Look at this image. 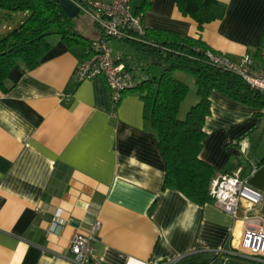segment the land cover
Here are the masks:
<instances>
[{"label":"crops","instance_id":"0c3cea01","mask_svg":"<svg viewBox=\"0 0 264 264\" xmlns=\"http://www.w3.org/2000/svg\"><path fill=\"white\" fill-rule=\"evenodd\" d=\"M217 1L223 18L200 30L175 0H150L142 24L200 38L233 59L258 58L264 0ZM17 13L0 10V38L16 27L8 19L18 16L19 25L28 14ZM74 24L82 38H100L94 24L88 34ZM47 40L39 64L28 70L19 61L13 86L0 92V264H72L70 241L96 223L98 264H241L225 251L241 236L240 220L212 199L196 204L162 189L165 164L139 94L126 91L113 103L102 77L74 78L83 42ZM209 98L199 157L217 170L213 181L241 170L264 193V111L216 90Z\"/></svg>","mask_w":264,"mask_h":264},{"label":"trees","instance_id":"16d2710c","mask_svg":"<svg viewBox=\"0 0 264 264\" xmlns=\"http://www.w3.org/2000/svg\"><path fill=\"white\" fill-rule=\"evenodd\" d=\"M75 4L82 0H72ZM136 12H143L150 0H131ZM184 16H189L202 29L204 24L222 19L226 7L217 0H175ZM0 10L6 13L26 12V18L0 38V92L12 86L10 70L23 62L26 69L35 68L50 47L47 37L59 34L66 42L89 41L75 29L55 0H0ZM81 13V12H79ZM131 49L122 60L133 72L136 91L143 102V118L152 129V136L165 164L162 189L181 192L187 199L204 204L211 200L210 185L216 169L199 154L206 136L203 125L210 114V94L213 90L252 108L264 109V92L252 89L239 76L214 65L207 51L214 52L200 38L163 30L144 29L135 40H125ZM264 49V32L253 55ZM141 61L158 67V76L138 71ZM182 72L193 77L197 102L178 117L180 105L189 86L173 76ZM241 171V170H240ZM241 176V174H240Z\"/></svg>","mask_w":264,"mask_h":264},{"label":"built area","instance_id":"2783aa9c","mask_svg":"<svg viewBox=\"0 0 264 264\" xmlns=\"http://www.w3.org/2000/svg\"><path fill=\"white\" fill-rule=\"evenodd\" d=\"M76 5L98 28L100 38L89 41L84 57L74 70V78L83 81L102 77L109 89L111 101L116 104L126 91L134 87L136 79L135 72L125 67L123 57L113 52L109 41L137 39L145 29L142 24L143 12H136L131 0H82ZM207 56L214 65L239 76L252 89L264 92V49L259 52L258 58L247 53L233 59L209 51ZM240 144L246 153L244 142ZM256 169L257 165L251 164L250 174ZM209 195L216 205L242 224L238 242L236 245L232 242V246L225 251L241 264H264V214L260 212L264 207V193L249 185L240 176V170H237L212 181ZM240 206H243L241 214ZM59 216L60 209H57L55 221H59ZM97 228L96 223L90 233L76 234L70 241L72 264L99 263L93 246Z\"/></svg>","mask_w":264,"mask_h":264},{"label":"rangeland","instance_id":"374dc122","mask_svg":"<svg viewBox=\"0 0 264 264\" xmlns=\"http://www.w3.org/2000/svg\"><path fill=\"white\" fill-rule=\"evenodd\" d=\"M15 15L19 16L20 14L16 12ZM18 16L8 19L6 21L7 25L14 26V27L17 26L18 25ZM74 19H75L74 23L79 24L85 30L86 34H88L91 30L94 29V26H93L91 19L87 15H85L84 13H79L77 16L74 17ZM109 45L112 47V50L114 53L118 52L119 54H121V56L129 55L131 53L130 47L124 41L116 40V39H110ZM138 71H142L143 73H146L149 76H158V74H159L157 66L148 64L145 61L140 62L139 67H138ZM173 76L176 79H179V80L185 82L189 86V91H188L185 99L181 103L179 113H178V117L183 118L185 113L188 111V109L197 102L196 101L197 95L195 93V85H194V82H192L193 77L188 75V74H185L182 72H174ZM259 155H260V157L264 156V139H262V142H261ZM250 175H252V174H250ZM248 177H250V176H248ZM260 212H262V214H264V208H262V211L260 210Z\"/></svg>","mask_w":264,"mask_h":264},{"label":"water","instance_id":"95a60500","mask_svg":"<svg viewBox=\"0 0 264 264\" xmlns=\"http://www.w3.org/2000/svg\"><path fill=\"white\" fill-rule=\"evenodd\" d=\"M69 18L79 14V7L72 0H55Z\"/></svg>","mask_w":264,"mask_h":264}]
</instances>
